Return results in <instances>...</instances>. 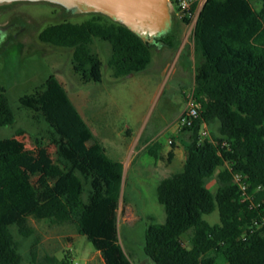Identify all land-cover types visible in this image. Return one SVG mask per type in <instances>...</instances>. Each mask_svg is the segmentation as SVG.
<instances>
[{"label": "trees", "instance_id": "1", "mask_svg": "<svg viewBox=\"0 0 264 264\" xmlns=\"http://www.w3.org/2000/svg\"><path fill=\"white\" fill-rule=\"evenodd\" d=\"M198 9L194 39L202 57L195 67L200 116L182 128L188 134L183 168L159 182L157 199L167 216L146 227L144 251L156 264H218L219 259L264 264V0H205L201 7L194 0L181 19L189 23ZM39 38L73 48V70L84 83L102 81L103 63L91 47L95 38L110 42L108 63L116 78L146 70L152 45L160 43L102 13L81 23L48 25ZM20 101L33 120L45 122L41 139L54 147L56 157L37 181L25 166L34 152L0 138V264H21L11 226L30 235L31 214L77 223L106 264H134L119 239L123 163L95 137L55 74ZM15 121L0 83V126ZM204 123L211 137L200 143ZM161 146H151L150 155L162 159ZM173 157L171 150L168 160ZM219 168L214 192L208 182ZM236 172L248 183L247 199L234 179ZM215 211L220 221L211 223L205 216ZM189 231L194 232L191 247L183 242Z\"/></svg>", "mask_w": 264, "mask_h": 264}, {"label": "rangeland", "instance_id": "2", "mask_svg": "<svg viewBox=\"0 0 264 264\" xmlns=\"http://www.w3.org/2000/svg\"><path fill=\"white\" fill-rule=\"evenodd\" d=\"M204 0H200V7ZM259 7L257 1H253ZM171 29L152 45V62L133 76L116 78L109 65L111 44L95 38L91 47L102 60V81L84 83L73 70V48L60 47L40 40V32L65 20L81 23L94 12H73L50 0H14L0 4V27H7L0 44V83L5 86L16 121L0 126V138L10 140L18 149L34 152L26 163L29 173L42 180L55 160L53 146L41 139L45 122L35 121L20 98L31 93L50 75L55 74L98 138L110 153L124 156L126 168L118 208L119 239L134 264H156L144 251L145 229L149 224L166 220V210L157 199L162 178L180 171L185 162L188 134L178 131L179 120L187 103L183 91L195 88V67L202 60L196 50L194 26L199 9L187 23L175 5H170ZM210 134L211 129L209 127ZM140 132L134 147V134ZM113 142L119 148L111 147ZM173 140L174 145L170 142ZM106 141V142H105ZM160 143L162 159L149 148ZM109 145V147H108ZM178 147H181L177 152ZM110 148V150H109ZM173 150L175 156L168 160ZM120 159L117 156H113ZM222 168V167H221ZM209 179L214 192L219 187L218 172ZM62 180L58 183L61 184ZM211 223L220 221L219 212L206 215ZM33 232L24 236L17 224L11 230L22 255L21 264H106L101 253L82 234L77 223H58L29 215ZM194 232L183 236L187 247L193 244ZM218 264H226L223 259Z\"/></svg>", "mask_w": 264, "mask_h": 264}, {"label": "water", "instance_id": "3", "mask_svg": "<svg viewBox=\"0 0 264 264\" xmlns=\"http://www.w3.org/2000/svg\"><path fill=\"white\" fill-rule=\"evenodd\" d=\"M14 0H0L6 3ZM73 12L102 13L143 38L168 31L172 14L168 0H50Z\"/></svg>", "mask_w": 264, "mask_h": 264}, {"label": "built area", "instance_id": "4", "mask_svg": "<svg viewBox=\"0 0 264 264\" xmlns=\"http://www.w3.org/2000/svg\"><path fill=\"white\" fill-rule=\"evenodd\" d=\"M193 1L194 0H168L169 4L171 2H175L173 4L176 6L177 10L181 14L188 12L190 10ZM184 94L186 98L187 107L183 111L181 118L179 120V127L181 129L184 127H191L196 121V119L200 116V109L197 103L195 88L185 89ZM210 137L211 134L209 127L206 123H204L199 133V142L202 143L207 138ZM170 142L172 143V140ZM234 179L239 184L243 199L249 198L247 193L249 186L248 183L243 179V174L240 172H236L234 174Z\"/></svg>", "mask_w": 264, "mask_h": 264}, {"label": "crops", "instance_id": "5", "mask_svg": "<svg viewBox=\"0 0 264 264\" xmlns=\"http://www.w3.org/2000/svg\"><path fill=\"white\" fill-rule=\"evenodd\" d=\"M134 74H131L130 76H133ZM183 94H184V91H183ZM184 98H185V94H184ZM73 101V100H72ZM185 101H186V98H185ZM75 104V103H74ZM77 107V106H76ZM79 110V109H78ZM81 113V112H80ZM81 115H82V113H81ZM83 116V115H82ZM84 118V117H83ZM85 119V118H84ZM87 122V121H86ZM91 128V127H90ZM181 130V128L178 126V131H180ZM93 131V130H92ZM94 133V132H93ZM142 134V132H140L137 136L134 134L133 136H134V138H135V140H134V142H132V143H129L130 144V146H132V147H134L135 145H136V142L138 141V139H139V137H140V135ZM94 135H95V133H94ZM95 137L97 138V139H99L101 142H102V144L104 145V139H102V138H98L96 135H95ZM106 142V141H105ZM111 142L113 143V146H111V147H115V148H117V149H119L116 145H115V143L113 142V138L111 139ZM172 142H173V140H172ZM173 144V143H172ZM105 146V145H104ZM108 147H109V145H108ZM105 148H106V146H105ZM179 149H181V147H178L176 150H174L175 152H177ZM106 150H107V148H106ZM109 150H110V148H109ZM171 151V150H170ZM173 151V150H172ZM173 151V152H174ZM107 152H108V154L112 157V158H114V159H117V158H115V157H113V156H117V157H119L120 159H117V160H119V161H121L122 163H123V165H124V170H125V168H126V160H125V158H124V156L122 157V156H120V155H117V154H113L112 152H111V150H110V153H109V151L107 150ZM174 156H175V153H174ZM124 181V180H123Z\"/></svg>", "mask_w": 264, "mask_h": 264}, {"label": "flooded vegetation", "instance_id": "6", "mask_svg": "<svg viewBox=\"0 0 264 264\" xmlns=\"http://www.w3.org/2000/svg\"><path fill=\"white\" fill-rule=\"evenodd\" d=\"M171 29V27L168 29V31ZM8 31V26L6 27H0V44H1V42L3 41V35H5V32H7ZM167 32V31H166ZM165 33V32H164ZM160 35L161 34H159V35H157V36H155V37H152L151 39L152 40H156V39H160Z\"/></svg>", "mask_w": 264, "mask_h": 264}]
</instances>
